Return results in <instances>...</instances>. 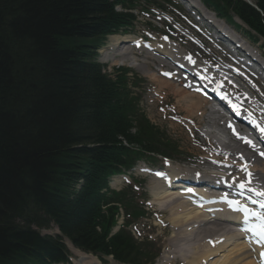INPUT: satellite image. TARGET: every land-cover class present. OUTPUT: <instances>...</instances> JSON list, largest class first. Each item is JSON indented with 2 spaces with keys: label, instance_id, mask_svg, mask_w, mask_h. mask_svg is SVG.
<instances>
[{
  "label": "trees",
  "instance_id": "1",
  "mask_svg": "<svg viewBox=\"0 0 264 264\" xmlns=\"http://www.w3.org/2000/svg\"><path fill=\"white\" fill-rule=\"evenodd\" d=\"M137 1L0 0V264L66 261L62 237L32 228L52 223L81 249L153 264L147 243L112 232L119 205L126 225L144 210L108 180L146 150L162 151L159 137L134 117L126 69L112 80L97 61L107 36L128 24L115 6ZM203 1L264 36V0L262 15L242 0Z\"/></svg>",
  "mask_w": 264,
  "mask_h": 264
},
{
  "label": "rangeland",
  "instance_id": "2",
  "mask_svg": "<svg viewBox=\"0 0 264 264\" xmlns=\"http://www.w3.org/2000/svg\"><path fill=\"white\" fill-rule=\"evenodd\" d=\"M177 10L178 8H176V11L172 10V12L176 13L177 18L180 19V21L183 22V24L187 28L191 29V26H189L186 22H184V18L181 15V13L184 14L186 13L182 11L177 12ZM138 19L139 21L135 23L133 29L127 31L128 33L126 34L128 36L132 33H137L138 31L142 32L143 30L146 29V27H144L143 24L152 22L151 20H149V18L146 15L144 16L141 15L139 16ZM112 41L113 40L110 38L107 40L106 46L101 50L100 61L107 64V69L109 71H112L115 66H123L130 68L132 70L133 75L131 76V81L134 80L139 85L137 88H134L135 92H138L142 95L140 108L147 114V116L152 121V123H154L161 130H163L166 133V135H168V137L170 138L169 142L164 144V150L166 151L167 155L172 157L174 163H178L179 166L183 164L190 165L188 164L189 162L196 161V157L199 154H202V149L200 146L202 143V138L200 137L202 132L206 130L214 129L210 124L211 122L210 119L208 120L204 114L203 115L204 122L197 123L198 125L192 124L188 121H185L184 124H180L179 122L177 123L176 121L172 120L171 116L174 115L180 119L182 117H188L189 119H191V115H190L191 113H189V111L185 109V105H187V103L185 104L182 103L181 101L182 95L183 96L184 94L186 95L185 92L186 90L184 91L185 88H183L181 84L177 85L173 83V79L170 80V82L172 83L170 84L166 83L163 79L168 81L169 79L162 76L161 74H159L158 71L155 70V68L159 66L158 62L155 61V59L151 58V55H147V53H145L143 50L134 52L130 47L132 52L136 55V57H133L134 55L132 56L133 59L129 54L128 55L130 56V58L116 57L115 53H111L110 50L107 49L109 45L112 44L111 43ZM177 41L180 42V40ZM180 44L187 51H190L195 55L199 53L202 57L206 59L209 60L225 59L223 55L215 52L217 50L213 48L210 44H209L210 48L214 51H212L208 47H205V49L203 50L196 49L189 42L187 43L180 42ZM257 46L259 53H261V55L264 56V39H261L257 44ZM144 55L145 56L147 55L146 57L148 58H146ZM137 63H144V67L134 66V64ZM157 90L160 92L164 91L166 93L167 95L165 96L166 100L165 97L163 98L161 97V102L155 100L157 97L155 96L154 93L157 92ZM262 90L264 91V89ZM246 94L250 95L249 92H246ZM198 97L200 98V96ZM252 97L254 99L255 95H252ZM170 105H172L171 108H173V111L175 113H172L171 111H167V112L161 111L162 109ZM209 107H210V103H207L205 106V113L207 115H209V110H208ZM192 116H194L193 119L198 118V116H196L195 111ZM218 129L215 128V131H220ZM172 144H173V150H171ZM176 148H177V153L175 154ZM157 159L153 162V158H145L144 159L145 161L139 162L138 166L132 171L124 174L121 177H116L111 185L113 188L118 190L121 189L131 190V196H130L131 202L139 204L144 210L147 209V214L142 218L135 220L137 221L133 223L135 225L131 223L128 228L133 230V233L136 235L137 238H141L144 241H146V239L149 240L148 245L151 250L153 251L156 250L157 252L158 249H160L159 253L160 252L161 253L157 258L155 264H186V263L188 264L190 262L189 260H192L189 256L194 255L197 251L199 252L204 247L206 248L207 247L206 244L208 245V243H206L205 240H204L205 242H203L202 240L201 241L202 244H200L198 239L195 240L196 238L199 237V235H201V233L196 234L197 232L188 234L184 238H182L181 237L182 234H180L179 231L180 229L179 230L176 229L173 226V224H171L170 218L176 215L170 210H167L165 206H161L157 203L155 199L156 197L154 196L155 190L153 188V185H151L154 179H151L152 176L145 175L146 173L141 171V168L145 164H148L153 168H159V166L162 167V165L165 164L164 163L165 161L161 159V156H157ZM156 161L157 163H155ZM202 163L205 164L206 162L203 161ZM197 168L204 169V167H197ZM121 212H122L121 219H123L126 212L125 210H122ZM209 226L210 225L205 227L210 228ZM187 228H188L187 233H189V231L191 233L193 229L192 225L191 226L189 225V227ZM218 229L220 228H217V230ZM44 232L55 233L56 231L55 228L53 227L51 230ZM198 232H200V230ZM202 235L205 236L206 234L203 232ZM219 236H221V232H219L214 237L217 238ZM180 245L184 247L182 248L184 252L183 253L184 256L181 255L179 256L180 259H177L176 257L180 253L179 250H181V248L179 249ZM184 249H188L189 253L187 252V254H185ZM194 251L196 252L194 253ZM72 255L73 256L71 258H73L74 261L76 256L74 254ZM103 264H119V263L114 261L113 259H106V262Z\"/></svg>",
  "mask_w": 264,
  "mask_h": 264
},
{
  "label": "bare ground",
  "instance_id": "3",
  "mask_svg": "<svg viewBox=\"0 0 264 264\" xmlns=\"http://www.w3.org/2000/svg\"><path fill=\"white\" fill-rule=\"evenodd\" d=\"M203 10L206 11L205 9H203ZM221 25H223V24L221 23ZM112 39H113V41L111 42L112 44H111L109 49L118 48L120 51L118 54L122 55V57H124V58L127 57L128 55H126V54H128L129 51L125 47L126 41L122 40L121 36H113ZM158 45H160V44H158ZM166 47L168 48V44L166 45ZM173 47H174V45H172L171 47L168 48L170 50V53L173 56L180 57L178 55L179 53L172 50ZM168 49H165V50H168ZM134 66L144 67V64L139 63V64H134ZM204 69L207 70L205 67H204ZM163 80L168 84L172 83V82H170L171 79H169V81L165 80V79H163ZM181 101H182V103H185V104L187 103V105H185V109L188 110L189 113H191L190 114L191 115L190 120L195 121L194 124L198 125L197 123L204 122V120H203L204 113L201 112L204 109L203 108L204 103H205L204 99H201V98L198 99V97L196 95L191 94L189 92L188 93L186 92V95L185 94H184V96L182 95ZM193 101H195V102H193ZM241 102L244 103V105H246L247 107L249 106V109H251V110L254 109L257 112L259 111L258 108L255 109V105H251L250 102H248L247 98H243L241 100ZM194 111L196 113V116H198V118L193 119L194 116H192V115L194 114ZM201 119H202V121H201ZM209 119L211 121L210 124L212 125V127L214 129L210 130V132H206V134L210 135L209 141L211 144H214V141L219 138V135H221L220 133L218 135V133H216V131H215V128L218 129L221 126V119L218 115H216V116L210 115ZM223 129L226 132V130L223 126H221L218 130H220V132L226 136V133L223 131ZM205 138L207 139L208 136L205 135ZM226 146H227V148H229L234 153L241 152L246 157L251 158L250 154L245 153L243 150L239 149V146H237L236 144H228ZM217 148L219 150H221L223 148V146L218 145ZM204 160H205L204 158H201L198 161H193L194 166L187 167L188 170L194 171L193 172V174H195L194 176L198 177V178H195V181H193L191 183L175 182L174 181V177H181L184 179H189V178H191V175H193V174L188 173V172H184L183 169L179 168L178 165H174L173 163L172 164L168 163V164H171L172 167H170L167 170L169 175L167 176V178L164 179L165 180L164 182L162 181V183H161L160 180L155 179L151 183V185H153V188L155 190L154 196L156 197L155 199H156L157 203L161 206H165L167 210H170L171 212H173L176 215V216H173L170 218L171 224H173V226L176 229H178V230L180 229L179 231H180V234H182L181 235L182 238H184L188 234H192L194 232H197L196 234L201 233V235H199V237L196 238L195 240L198 239L200 244H202L201 243L202 240H203V242H205L204 240L206 238H210L214 241L215 245L213 247H211L209 244L208 245L206 244V246H207L206 248L204 246H202L204 248L202 250H200L199 252L194 251V253L196 252L194 255L189 256V254H188V256L192 259V260H189L190 262L188 261L189 262L188 264H258L257 260H256L257 254H258V247L256 245L249 244L248 242L244 241V239H242V237L239 235V233L236 231V229L233 228L232 224L227 222L228 218H234L232 215H227L225 213H221L222 210L217 209L216 213H220V215L215 216V217L211 218L212 220L208 221L206 219L208 215H205V212L203 210L200 211V210H197L193 207H190L184 201V200H186V195L183 196L184 200H182V198L179 197V193L176 192L175 190H172V189L176 188L174 186H177V185H180L184 188H186L187 185H201V184L216 185L217 183L215 181L220 176L216 177L215 173L204 174L206 176H209V178H210L209 180H207L206 177L200 178L201 177L200 174H197L199 172H202L201 170L209 171V168H211V166L208 163H205V164L202 163ZM215 161L218 165V171L223 170V167H221L218 164L219 159H215ZM195 166H196V168H195ZM197 167H204V169L201 168V170H199L200 168L197 169ZM200 179H202V180H200ZM212 180H214V181H212ZM166 182L170 183L169 186L172 189H169V187L166 185ZM184 191L186 192V194H191L189 188H186V190H184ZM189 225L190 226L192 225V227H193L191 233H190V231H189V233H187L188 232L187 227H189ZM208 225H210L209 226L210 228L205 227ZM217 228H220V229L217 230ZM199 230H200V232H198ZM203 232L206 234L205 236L202 235ZM219 232H221V236L215 238L214 236H216ZM204 237H205V239H204ZM220 238L224 239V241L221 243L218 242ZM68 245H69L70 250L76 256L75 260L73 261L74 264H103L96 257L79 251L78 249L74 248L70 243H68ZM180 248H181V250H179L180 253H179V255H177V257H176L177 259H180L179 256H181V255L184 256V254H183L184 252L182 249L184 247L182 245H180L179 249ZM185 248H187V247H185ZM184 250H185V254H187V252L189 253L188 249H184ZM213 258H216V259H213ZM211 259H213V260H211ZM169 261H171V260H169Z\"/></svg>",
  "mask_w": 264,
  "mask_h": 264
},
{
  "label": "snow or ice",
  "instance_id": "4",
  "mask_svg": "<svg viewBox=\"0 0 264 264\" xmlns=\"http://www.w3.org/2000/svg\"><path fill=\"white\" fill-rule=\"evenodd\" d=\"M238 135V134H237ZM251 175V174H249ZM246 184H241V187H245ZM258 195H262L264 196V192H258ZM261 207L264 208V203H261ZM244 211L246 213V216H256L259 220V225L257 226V228H261L264 227V212H256V211H252L250 209H248L247 207L244 208ZM253 231H257V229H252ZM261 233L258 232V235H260Z\"/></svg>",
  "mask_w": 264,
  "mask_h": 264
}]
</instances>
